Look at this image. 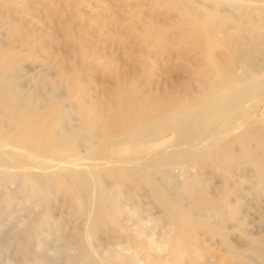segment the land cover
Returning a JSON list of instances; mask_svg holds the SVG:
<instances>
[{"label":"rangeland","instance_id":"obj_1","mask_svg":"<svg viewBox=\"0 0 264 264\" xmlns=\"http://www.w3.org/2000/svg\"><path fill=\"white\" fill-rule=\"evenodd\" d=\"M221 1L0 0V63H3L0 65L7 66L10 63L9 66H18L16 68L21 76L19 77V86L23 91H33L37 99L39 98V114H53L54 116L56 113L62 112L65 114L62 123L67 131L77 129V125L83 121L85 114L86 116L90 114L89 117H92L93 120H90V123L93 126L105 123L112 109L114 110V107L116 109L123 103L131 104L135 110H139L141 105H146L147 108L156 103L164 105L167 110L166 114L155 112L153 115L155 122L159 124L161 119H164L165 116L168 117L170 112H173V108L175 110L176 106L178 109L184 106L182 103L199 102V99L201 100L208 93L210 83L219 76L214 75L216 70H220L219 73L232 70L236 76L246 72L251 78L257 76L264 80V0ZM211 13L214 18L216 17L215 19L225 25L221 28L223 30H217L211 37L213 43L210 42V45L213 46V49L209 47L211 50L203 52L198 50L195 45L202 37H206L205 33L201 29L195 31L192 29L195 24L192 26L191 24L193 22L198 24L200 15ZM191 31L194 32L191 33ZM209 57L213 62H209ZM213 68L218 69L214 70ZM209 78L211 82H209ZM39 90L42 92L40 93ZM263 91L258 101L252 100L250 103H246L245 108L239 111V115L237 114L234 119L229 120V123L225 124L226 127L225 125L222 127L225 137L220 142L245 129H250L249 127L253 129L264 126ZM42 96L44 99L41 100ZM50 97L53 98L49 99ZM174 103L176 106L173 107ZM132 104H136V107ZM81 115H84L83 118L80 117ZM162 116L164 117L161 118ZM99 119L100 121H98ZM152 120L142 122L135 129L140 130L150 126L155 123ZM96 127H93L94 131ZM239 127L241 128L239 129ZM230 128L234 129L232 133L228 134L227 131H230ZM88 131L85 128L80 129L81 133L75 143V150L70 153V157L73 159L72 166H75L72 168L74 171L86 173L92 172V170L98 171L102 185L109 187L112 180L105 175L106 168L111 165H121L122 163L116 160L121 157L128 158L130 152L127 151L117 157L110 155L113 143L109 142L110 144L108 143V147L105 148V151H108L93 165L92 161L88 162V157H92L102 139L96 138L94 131H90V133ZM91 135L95 137L91 138ZM126 136V134H119L114 142L118 139L120 141ZM164 136L156 138L153 142L143 143L139 152L130 153V156L135 155L138 158L136 166L142 172L150 171L155 182L158 178L159 180H157L161 182L157 183L163 185L165 189L167 188L166 191L169 195L172 193L171 196L181 199L182 202H185L187 192L181 188V184L183 181H191L197 183V187L193 186V189L203 188L202 191L204 190L203 193L207 199L211 198V201L220 203L222 207L225 204L224 208L228 210L225 216L218 218L211 214L210 218H208L209 216L197 217V220H203L205 223L215 226L221 225L229 246L236 248L235 250L238 249V252H242V257H244L239 261L230 259L225 254V246L219 242V238L217 236V239L214 238V235L209 236V233L207 231L206 233L204 228L199 225V227L188 229L186 236L189 235L187 237L198 249L200 257H202L200 260L205 264H264V259L253 256L255 254L249 251L251 243L257 244L258 247L262 244L263 246L260 248L264 249V177L258 176L249 163L232 164L227 167H212L200 163L187 165L184 168L171 165L166 169L164 175L157 176L153 173L154 170L151 171L149 167L150 161L152 162L158 156L155 155L156 152L167 149L164 153H169L171 150L182 148L184 150L185 148L174 144L172 134L166 133ZM94 141H98L97 144ZM196 144H199V148ZM200 144H204L201 138L193 143L194 148L197 147L193 154L200 153ZM4 149L7 152L10 151L9 147ZM3 155L12 163L6 153ZM184 155H187V152ZM80 156L86 157V159L83 160L84 158L81 159ZM139 156L144 164L141 163ZM260 156L264 157V149ZM114 157L116 159H112ZM58 158L59 160L54 163L52 160L46 162L45 171L47 173L56 169V164L59 166L58 163H60V167L64 166V169L61 170L63 173L72 170L71 163L66 162L65 156ZM75 158L77 159L75 160ZM102 160L104 163L106 160L105 164L109 165L103 164ZM27 161L34 162L31 159H27ZM82 162L87 164L84 163V165ZM37 169L33 171H37ZM9 171L13 172V169L11 168ZM161 179L167 184L164 185V181L162 182ZM107 181L109 182L107 183ZM9 182L6 181L5 185L0 186V264H22L24 247L30 249L27 255L29 258L26 256L28 264L33 263V260L30 259L39 250L50 249L49 251H52V247L53 249L58 248L59 253L63 252L51 257L50 260L53 264H62V262L65 264V260L69 256L64 254V251H69L71 249L68 247L69 243L78 242L82 235V222L76 213L75 201L72 197L73 201L68 200L70 196L65 190L56 189L58 192H54L55 189H51L52 193H49L51 195L47 201V205L50 204V206L46 207L47 217L50 220H48L47 230L43 229L42 234L38 232L32 235L33 237L30 236L31 241L29 240L30 242L27 243L28 240H24L26 237L22 234L21 229H17L15 225L21 218L27 220L28 214L24 212H27L29 207L35 206L32 207L34 212H39V207L34 203L38 200L39 192L34 188L23 186L20 182ZM26 190L27 192H25ZM141 190V193L138 191L135 201L139 202L140 208H146V210L142 208L143 213L146 211L144 215L141 213L142 218L147 220L150 212L153 216L160 215L157 213L160 209L158 203L147 191ZM33 197L37 200H33ZM32 201L34 205L31 206ZM164 222L163 219L158 222L160 228L158 232L163 230L162 234L166 232V223ZM196 227L197 230L193 231ZM74 231L79 232L76 235ZM108 235L110 236L107 237ZM78 236L79 238H77ZM97 236L92 241L100 243L98 248L109 247L116 240L111 232L105 230L98 232ZM72 238L76 241L70 242ZM53 240L55 242H52ZM257 241L258 243H256ZM42 247L46 248L42 249ZM70 252L68 253L72 254L71 250Z\"/></svg>","mask_w":264,"mask_h":264},{"label":"bare ground","instance_id":"obj_2","mask_svg":"<svg viewBox=\"0 0 264 264\" xmlns=\"http://www.w3.org/2000/svg\"><path fill=\"white\" fill-rule=\"evenodd\" d=\"M213 2L215 3V1ZM174 4L176 5V3ZM212 13L200 15L198 17V24L194 22L191 24V26L195 24L194 28L192 26V29H195V31L201 29L205 33L206 37H202L201 39L199 38L200 40H198L195 45L198 50L203 52H206L211 47V49H213V46L210 45L211 37L217 30L223 28V25H225H222L221 21L215 19L216 17L214 18ZM193 32L191 31V33ZM232 36L234 35L232 34ZM210 61L213 62L211 58L209 62ZM0 64L3 63L1 62ZM9 64L10 63H8L7 66L0 65V186L6 181H12V183L20 182L23 186H28L30 189L34 188L37 192H39V195H37L38 200L34 198L36 196L32 198L33 200H37L34 201V203L37 207H39V212H34L32 207L35 206H32V201L30 204L32 207H29L27 210L25 209L28 213L24 212L28 214L27 220H23L21 218V220L17 222V225L14 224L17 229H21L22 234L26 237L24 240H28L27 243L31 241L30 236L41 232L43 229L47 230L49 217H47L46 207H48V205L50 206V204L47 205L49 195H51L49 194L51 192L50 190L55 189V192L58 189H63L70 196L68 200L71 201L73 199L75 201L74 204L76 205V213L80 216L82 222V233L80 232L82 235L80 238V235L77 237L79 238L78 242H75V239H77L75 237V239H70V242L75 240V243H69L70 246H68L69 248L71 247L70 250L72 251V254L68 253L70 250L64 251V254L69 256L67 260L64 259L65 264H205L204 261L200 260L202 257H200V253L193 241L187 237L189 235L187 234L186 236L188 229L190 230V228L192 229L195 226L199 227V225L204 228L205 232L207 231L209 233V236L214 235V238H216V236L219 238V242L225 246V248L223 247L225 254L228 255L230 259L233 258L234 260L239 261L241 258H244L242 257V252L240 253L238 252V249L235 250L236 248L234 249L229 246V243H227L228 239H226L221 225L215 226L210 223H205L203 220H197V217L209 216L208 218H210L211 214L213 216L216 215L218 218L225 216L228 212V210L224 208L225 204H223L224 206L222 207L220 203L211 201V198L207 199L203 193L204 190L202 191L203 188L193 189V186L197 187V183H193L191 181L182 182L181 188L187 192V195L185 196V202L180 201L181 199L179 200L171 196L172 193L169 195L166 191L167 188L165 189L163 185L157 183L161 182L158 181V178V180L156 179L157 182H155V178L151 175L152 173L150 171H148V173L140 171L136 166L138 158H136L135 155L130 156V153H137L140 151L143 143L146 144L153 142L156 138L162 137L166 133H170L173 135L174 144L184 146L185 148L184 150H182L183 148L171 150L169 153H164L167 149L166 151H155V155H158L157 158L152 162L150 161V164H148L151 171L154 170L153 173L157 176L164 175L166 169L171 165H177L180 168H184L187 165L200 163L207 164L212 167H227L232 164L249 163L258 176L264 177V157H261L262 155L260 156L261 151L264 149V126H259L253 129L249 127L250 129H245L237 135L220 142L221 139L225 137V135H223L225 132L222 130V127L226 123H229V120L234 119L239 111L245 108L244 105L246 103L248 104V102L250 103L252 100H259V97L264 90V80H262V77L261 79L257 76H252L251 78L246 72L236 76L232 70L219 73L218 71L220 70H216L218 68H213L216 70L214 75L216 74V77L218 75L219 76L212 82L209 78L210 81H208L211 83L208 86V93L206 95L204 94L205 96L203 95L204 97L201 100L199 99V102L182 103L184 106L178 109H176L177 106L175 103L174 105L172 104L173 107L176 106L175 110L173 108V112H170L168 117L165 116L164 119H161L159 124L155 122L153 115L155 112L158 114L165 113L167 110L164 105L155 102L156 104H153L152 106V103L150 104L151 107L148 106L150 108H147L146 105H141L139 110H135L131 104L122 102L123 104L119 105L116 109L115 107L114 110L112 109L108 120L105 123H99L97 125L94 123L95 126H97L95 131L93 130L95 126L90 123V120H92V117H89L90 114L89 116H86V114L85 116L83 115L84 118L81 115L80 117L83 118V121H80L77 125V129L67 131L62 123L65 119V114L62 112H58L54 116L53 114H39V98L37 99L36 94H34L33 91H23L20 88L19 77L21 76L19 75V70L16 68L18 66H9ZM214 65L212 66L214 67ZM215 67L217 66L215 65ZM210 70L212 69L210 68ZM41 92L42 90L40 93ZM51 98L53 97H50L49 99ZM42 99H44L43 96L41 100ZM164 102L165 101H163V103ZM132 105L135 106L136 104ZM163 117L164 116L161 118ZM94 118L95 115L93 119ZM150 119H153L155 123L145 127L144 129H135L136 126H139L142 122L149 121ZM98 121H100V119ZM84 128L89 130V133L90 131H94L96 138L99 137L102 139L100 146H98V148L93 152L92 157H88V162L89 160L92 161L93 165H95V163H97L104 156L106 151H108H105V148L108 147L109 142L113 143V150L109 149L110 155L117 157L119 155L122 156L123 153L125 154L127 151L130 152V157H121L116 160L117 162L122 163L121 165H111L109 168H106L107 171L105 172V175L112 180V182H110L112 184L109 187L104 184L102 185L101 176L98 171L96 172V170H92V172L88 171L89 173L73 170L75 166H72L73 159L70 157V153L75 150V143L81 133L80 129ZM240 128L241 127H239V129ZM233 129L227 131L228 134L232 133ZM129 131H131V133H128ZM119 134H126L127 136L123 137L120 141H118V139L114 142V139L116 136L118 137ZM95 136L91 135V138ZM200 138L204 141V144H200L201 147L200 153L198 152L199 154H193L194 150H196L195 148L199 146V144H196L197 147L194 148L193 143ZM6 147H9L10 151H5L4 148ZM185 152H187V155H184ZM5 153L12 163L4 157L3 154ZM190 154H192V156H190ZM62 156H65L67 163H71V168L73 167L72 170L68 173H63L61 170L64 169V166L60 167V163H58L59 166L56 164V169L47 173L45 171L46 162L48 163L49 160H52L54 163L56 160H59L58 157ZM80 157H82L81 159L84 158L83 160L86 159V157ZM116 157L112 159H116ZM77 158H75V160ZM27 159H31L34 162L30 163ZM103 161L104 160H102V162ZM84 163L82 162V164ZM105 163L103 162V164ZM141 163H143L142 159ZM88 166H90V164ZM11 168L13 169V172L9 171ZM36 168L40 170L38 171L37 169V171H33ZM143 168L145 170V167ZM104 181L106 182V180ZM163 181L164 180H162V182ZM108 182L109 181H107V183ZM165 183L166 182L164 181V185ZM141 189L147 191L158 203L160 209L157 213L160 215L153 216L152 212H150L147 220L142 218L141 213L144 215L146 208H140L139 202L135 201L138 197V191L141 193ZM25 192H27V190ZM33 193L36 194L35 192ZM24 194L28 196L27 193ZM24 205H26V203ZM28 205L29 204L27 203V206ZM142 208L145 209L144 213ZM161 219H163L165 221L164 223H166L165 234L161 233L163 230L158 232V229H160L158 227V222H160ZM148 223H150V225H148ZM56 225L57 224L55 223V226ZM197 227L196 229L194 228L193 231L197 230ZM103 230L111 232V234L114 235L113 237L116 239L113 241L114 243L112 245L104 249L98 248L100 243L98 244L92 241L93 239L95 240L97 233ZM78 232L74 231L75 234ZM13 234L15 235V233ZM71 236L73 235L71 234ZM109 236L110 235L107 237ZM52 242H55V240ZM256 243H258V241ZM261 246L263 245L261 244L260 247ZM260 247H258L255 243H251L249 251L252 254H255L253 256H258L259 258L264 259V249H261ZM43 248L46 247H42V249ZM20 249H22V247H20ZM29 250L30 249L27 247L23 248L22 256H24V258L22 257V264H28L26 262V256L28 255ZM49 250H39V254L37 253L31 257L30 260H33L32 264H53L50 260L51 257L63 253H59V249L56 247L54 249L52 247V251ZM203 252H205L204 249ZM32 253H34V251ZM27 257L29 258V256ZM213 260L215 259L213 258ZM62 264L64 263L62 262Z\"/></svg>","mask_w":264,"mask_h":264}]
</instances>
